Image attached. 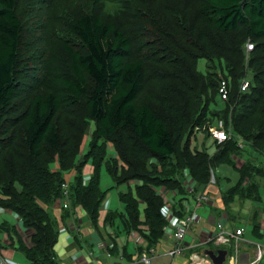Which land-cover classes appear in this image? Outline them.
Masks as SVG:
<instances>
[{
	"label": "trees",
	"instance_id": "1",
	"mask_svg": "<svg viewBox=\"0 0 264 264\" xmlns=\"http://www.w3.org/2000/svg\"><path fill=\"white\" fill-rule=\"evenodd\" d=\"M70 1L0 0V208L19 220V227L0 223L8 247L30 264H60L59 228L46 207L63 199L74 171L72 211L81 206L98 227L108 194L100 186L104 163L116 187L141 182L120 193L121 219L149 248L165 236L162 193L176 195L172 206L183 216L176 197L187 190L185 172L198 194L212 174L218 183L220 165L232 167L239 179L226 202L258 200L254 180L264 179V168L238 166L234 157L245 151L238 137L264 157V0ZM106 1L121 8L105 11ZM223 80L227 101L218 97ZM24 91L26 103L19 102ZM216 98L225 110L211 111ZM210 114L234 135L212 155L192 142L196 128L207 131ZM109 144L117 157L108 158ZM119 216L106 213L103 222Z\"/></svg>",
	"mask_w": 264,
	"mask_h": 264
},
{
	"label": "crops",
	"instance_id": "2",
	"mask_svg": "<svg viewBox=\"0 0 264 264\" xmlns=\"http://www.w3.org/2000/svg\"><path fill=\"white\" fill-rule=\"evenodd\" d=\"M217 125L218 121L213 127ZM203 133L207 136L205 132ZM210 136L214 140L215 146L219 144L211 133ZM245 146V143H243L242 149ZM87 167L91 169L89 171L91 174L93 167ZM87 167L85 170L88 169ZM189 176L187 172L183 174V182H186L187 190L184 194L176 197L178 201L182 200L176 203V207L182 209L183 216L186 214L194 216V223L189 230V240H191L193 246L184 255H177L175 257L170 255L174 248V241L171 235L169 237L164 236L157 244L149 248L148 242L141 233L132 232L127 234L121 219V217L124 218L125 211L124 213H119L113 210L104 211L102 208L101 219L98 227H95L81 206L75 207L72 211L70 200L69 206L66 209L63 207L62 200H58L46 208L59 228V238L55 251L60 264H142L140 258L143 254L150 255L152 258L151 264H212L204 252L220 249L229 251L226 264H264V256L261 261L256 263L257 246L260 245L264 251V200L262 196L263 191L261 192L258 183L259 180H255L260 190V198L258 200L243 199L240 196H236L233 202H226L224 198L225 192L230 188L224 190V192L212 193L210 191L213 187L208 186L207 189L197 192L207 193L210 196V201L201 207H196L195 194H189L190 192H188L190 189L189 180H191ZM257 178L259 179L260 177ZM260 180L264 182L263 178H260ZM132 183L136 185L141 184L139 181ZM132 183H128L129 188H131ZM261 186L264 189V183ZM66 210H70L71 215H67L69 213ZM109 212L117 213L120 216L113 224H104V217ZM243 218L248 219L247 224L249 226L247 230L244 229L243 223L245 220ZM4 221L19 227V220L16 218V215L0 208V223ZM219 224H222L224 230L227 231L235 232L238 229H243L244 232L241 239H234L228 245H221L219 247L213 245V243H208L207 240L209 238L219 233ZM141 229L143 232L147 231V227L145 226H142ZM8 246L9 240L7 239V235L0 230V254L6 263L30 264L21 252ZM193 254L198 256V259H195V261L192 259Z\"/></svg>",
	"mask_w": 264,
	"mask_h": 264
},
{
	"label": "rangeland",
	"instance_id": "3",
	"mask_svg": "<svg viewBox=\"0 0 264 264\" xmlns=\"http://www.w3.org/2000/svg\"><path fill=\"white\" fill-rule=\"evenodd\" d=\"M63 1L66 4V6H71L72 5V1H70V0H63ZM78 2H81V0H76V4ZM106 2H105V11H109L111 13H115L121 8V5L119 3H117V2H107V3ZM157 2L158 3L162 2L163 5H166V4H169V3H172V2L179 3V2H182V1H180V0H164V1L157 0ZM35 23H37V22H34L32 24H35ZM52 26H53V23H49L48 22V30H49L48 33L51 32ZM249 45H253V44L252 43H248L246 48H248ZM248 51H250V50H248ZM206 65H207V61L205 59H200L199 60V62H198L199 70L206 71ZM149 88H150V86L148 84V86L144 90V93ZM220 89H221V87L218 86V97H219V90ZM28 94L29 93L27 91H24V92L20 93L19 102L23 101V103L24 102L26 103L25 99H26ZM215 103L216 104L213 107H211L212 108L211 111L221 112V111L226 109L225 105L220 103L218 98L215 99ZM66 111L68 113H70V115L72 114L71 110H66ZM67 112H66V114H67ZM215 117H218V116H214L213 114H210L208 120L211 121L210 122L211 124H210V126L208 125V126L204 127V128L207 129V131L205 132L207 134V136L203 133L204 131L201 132L202 129H198V128H196V131L193 134V138L195 137L193 139V147L197 148L198 150H204V151L208 152L211 155L215 153L216 146H215L214 140L212 138H210L211 136H210L209 129L211 127H213V125L217 122L218 119L217 118L215 119ZM92 127H94V124L92 125ZM242 142L244 143V140L241 139V143ZM109 145L110 146H108V150H107L108 151V158L117 157V154L115 155V152H114L115 150H114L113 145H111V144H109ZM244 149H245V151H243L241 153H238V155L234 157V161H235V163L238 166H243L244 164L250 162V163H252V165L264 168V157L261 154H259L257 152H253L252 150L248 149L247 146ZM88 166L91 167V164L88 165ZM87 168L88 169L85 170L84 177L88 181L89 178L91 177L92 173L90 174L89 171L91 169L89 167H87ZM72 173H74V171L71 172L70 174H72ZM70 174H68V175H70ZM68 175H66V178L68 177V179H67L68 182H65V183H67L69 185L70 182H71L72 175H70V176H68ZM216 177L218 179V183L217 182H211L210 185H209V186L213 187L211 189V191H210L212 193L222 192V191L224 192V190L235 186L236 182L238 181L239 175L233 168H231L229 166L220 165L217 168V170H216ZM255 180L256 181L259 180L258 183L260 185L261 192L263 191L262 196H263V200H264V189L261 186V184L264 183V182H261L260 178L258 179L257 177H255ZM190 184L191 185L193 184L192 180L190 181ZM135 185H136L135 183L131 184V190L132 191L135 190ZM100 186H101V189L104 192L108 193L107 197H106V200L103 203V210L104 211L113 210V211H117L119 213H124L125 207L120 202L118 195H119V193L128 192L130 190V188H129L128 184H123V185H120L118 187L115 186L114 181L112 180L111 176L109 175V173L107 171L106 163H104L101 166ZM191 193H195V191L191 190ZM255 205L259 206L258 204H255ZM140 209H141V218L144 220L145 205L142 202L140 203ZM238 220L242 223V221L240 219H238ZM243 220H245V222L243 223L244 224V229L247 230V228L249 226V224H247L248 223V219L247 218H243ZM217 247H219V246H217Z\"/></svg>",
	"mask_w": 264,
	"mask_h": 264
},
{
	"label": "built area",
	"instance_id": "4",
	"mask_svg": "<svg viewBox=\"0 0 264 264\" xmlns=\"http://www.w3.org/2000/svg\"><path fill=\"white\" fill-rule=\"evenodd\" d=\"M247 49L252 51L253 45H249ZM220 87H221V89L219 90L220 100L227 101L229 95V87L227 81L223 80L220 84ZM249 87H250V80L247 78L243 80L241 85V90L244 92ZM209 131L219 144L229 141L231 138H233L232 136H234L232 128L229 127L223 119H220L218 121V125L216 127H211ZM238 142H239L238 143L239 147L243 148V142L241 143V139L239 137H238ZM211 181L215 182L214 174H212ZM62 189H63L62 202H63V207L66 209L69 206V200H70L69 185L67 183L63 184ZM162 194L164 195L166 201V205L163 207L162 213L164 214L165 219L167 220V225L164 228V233L165 236L168 237L169 235H171L174 241V248L173 251H171L170 255L172 257H175L177 255H184L186 251L193 246L191 240H189V230L191 229L194 223V216L190 214L189 215L186 214L184 216L176 215L172 206L175 205L174 197H172L173 195L175 196V194H171V195L170 194L167 195L165 193ZM194 199H195L196 207H201L202 205L210 201V196L207 193L203 192V193L195 194ZM185 203L187 204V202ZM187 211H189V209H187ZM218 227L220 229L219 233L215 234L214 236H212L207 240L208 243H213L216 246L228 245L234 239L240 240L244 232L243 229H238L235 232L224 230L222 224H219ZM257 249H258V254H257L256 263L261 261L264 256V251L262 250V247L260 245L257 246ZM192 259L193 261H195V259H198V256L193 254ZM140 262L142 264H151L152 258L150 257V255L143 254L141 255ZM0 264H7L6 261L3 259V257L1 256V254H0Z\"/></svg>",
	"mask_w": 264,
	"mask_h": 264
},
{
	"label": "water",
	"instance_id": "5",
	"mask_svg": "<svg viewBox=\"0 0 264 264\" xmlns=\"http://www.w3.org/2000/svg\"><path fill=\"white\" fill-rule=\"evenodd\" d=\"M204 254L209 257L212 264H226L229 256L228 250H207Z\"/></svg>",
	"mask_w": 264,
	"mask_h": 264
},
{
	"label": "clouds",
	"instance_id": "6",
	"mask_svg": "<svg viewBox=\"0 0 264 264\" xmlns=\"http://www.w3.org/2000/svg\"><path fill=\"white\" fill-rule=\"evenodd\" d=\"M212 182V181H211Z\"/></svg>",
	"mask_w": 264,
	"mask_h": 264
}]
</instances>
